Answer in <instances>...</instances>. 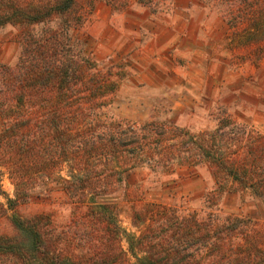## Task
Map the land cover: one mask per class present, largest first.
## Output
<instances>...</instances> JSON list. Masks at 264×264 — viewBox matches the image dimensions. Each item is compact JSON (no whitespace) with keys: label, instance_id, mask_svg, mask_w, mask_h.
Here are the masks:
<instances>
[{"label":"trees","instance_id":"trees-1","mask_svg":"<svg viewBox=\"0 0 264 264\" xmlns=\"http://www.w3.org/2000/svg\"><path fill=\"white\" fill-rule=\"evenodd\" d=\"M95 1L85 0L79 8V0H0V28L14 25L19 45L15 63L0 64V165L7 166L14 186L8 204L27 201L32 188L55 178L63 166L62 186L70 202L96 204V197L116 191L128 168L148 162L173 170L174 160L210 166L215 187L203 198L213 204L230 189L264 197L260 135L232 119L222 117L213 130L192 133L167 120L134 124L103 116L126 73L99 68L71 35L88 21ZM205 1L217 3L237 56L262 61L264 0ZM112 208L97 204L62 229H75L83 244L104 229L118 234ZM13 222L30 239L29 248L20 247L19 253L37 252L35 264H62L58 254L50 255L61 235L47 232L57 229L48 215ZM132 222L145 225L136 238L141 264H264V223L246 217L219 219L209 213L199 220L195 213L180 215L172 207L145 203L133 212ZM63 234L66 238L68 231ZM19 243L18 235L0 236V248Z\"/></svg>","mask_w":264,"mask_h":264},{"label":"rangeland","instance_id":"rangeland-1","mask_svg":"<svg viewBox=\"0 0 264 264\" xmlns=\"http://www.w3.org/2000/svg\"><path fill=\"white\" fill-rule=\"evenodd\" d=\"M216 4L205 0H96L88 21L72 29L71 35L84 43L99 68L110 66L126 73L103 116L134 124L167 120L192 133L213 130L220 118L228 117L260 135L264 149V58L254 63L249 56L242 55L245 61L237 56ZM85 5V0H79V8ZM18 52L17 28L5 24L0 28V64L12 66ZM3 124L0 117V132ZM167 165L143 162L130 167L114 193L96 197V204L85 200L77 205L63 189L62 179L67 175L63 166L55 178L32 188L27 201L11 207L7 198L14 199V186L7 166L1 164L0 236L18 235L21 246L0 248V264L36 263L37 252L19 253L20 247L29 248L30 239L13 220L38 214L48 215L50 225L57 228L47 229L52 237L61 235L50 255L58 254L62 264H141L138 258L143 253L136 238L145 225H135L132 214L145 203L172 207L180 215L195 213L199 220L213 213L219 219L235 215L264 223V197L230 189L213 204L203 198L215 187L207 163L174 160L173 170ZM100 203L114 207L108 210L120 227L118 234L104 229L83 244L74 236L75 229H62ZM104 256L109 257L102 260ZM203 264L214 263L205 260Z\"/></svg>","mask_w":264,"mask_h":264},{"label":"crops","instance_id":"crops-1","mask_svg":"<svg viewBox=\"0 0 264 264\" xmlns=\"http://www.w3.org/2000/svg\"><path fill=\"white\" fill-rule=\"evenodd\" d=\"M171 33H173L172 31H170Z\"/></svg>","mask_w":264,"mask_h":264}]
</instances>
